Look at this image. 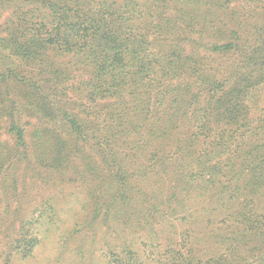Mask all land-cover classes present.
<instances>
[{
    "label": "trees",
    "instance_id": "trees-1",
    "mask_svg": "<svg viewBox=\"0 0 264 264\" xmlns=\"http://www.w3.org/2000/svg\"><path fill=\"white\" fill-rule=\"evenodd\" d=\"M20 1L0 38V264L53 241L68 264H264V0ZM24 111L65 128L28 139Z\"/></svg>",
    "mask_w": 264,
    "mask_h": 264
},
{
    "label": "rangeland",
    "instance_id": "rangeland-1",
    "mask_svg": "<svg viewBox=\"0 0 264 264\" xmlns=\"http://www.w3.org/2000/svg\"><path fill=\"white\" fill-rule=\"evenodd\" d=\"M28 6L29 4L24 2V1H20V0H0V38L5 34V22L7 17L12 14L13 12H23V11H28V9L30 7H26V8H22L23 6ZM0 58H2V63H9L11 61H9L10 59H8L9 57L7 56V51H3L2 53H0ZM58 58V57H57ZM56 58V59H57ZM67 60V57H59V60ZM19 64L23 70L28 71V69L26 68V65L21 64V63H16V65ZM3 69H7L6 66H1L0 67V71ZM88 76L87 72H83V71H76V72H71V74L68 76V78L66 79V81H64L65 85H71L69 82L72 81L71 79L74 80V78L79 79V78H86ZM23 117V121H28L29 123H26V129H27V138L29 139L30 133H32V130L39 126L40 123L44 124V125H49L54 127L56 130L58 131H62L65 128L64 122L61 121L60 119H57L51 123H43L41 120L37 119L35 114H28L26 111L23 112L22 114ZM0 138L2 139H6L8 141H10L9 135L6 134H0ZM11 142V141H10ZM81 177V176H78ZM33 179H29L28 178V184H31ZM37 184V182H36ZM76 190H78L76 188ZM41 191V190H39ZM66 191H74L73 189H66ZM112 213H115V211H112ZM98 221H100V219H98ZM116 219H112L111 221H109V229L106 230L105 227H102L98 222H96V224H94L95 226V230L94 232L89 231V232H83L82 233V237L83 238H95L96 240H102V242L104 241V239H108L109 235L111 236V234L109 233V230L112 228H116ZM102 242L97 243V246L95 247V254L98 256H101L103 251L106 250L104 244ZM80 243V241H79ZM46 252H43L39 255H36V257H33L32 259H30L28 261L27 264H57L54 263L56 256L58 257V255H60L59 258V263L58 264H68V259L66 255H70V254H60L58 253L56 250V245H55V241L53 242H47L46 243ZM72 247L75 248L73 252L76 251V249L78 248V244H72ZM62 255V256H61Z\"/></svg>",
    "mask_w": 264,
    "mask_h": 264
}]
</instances>
